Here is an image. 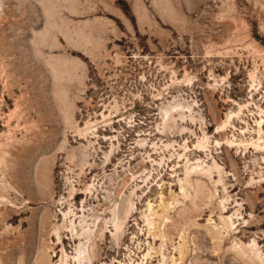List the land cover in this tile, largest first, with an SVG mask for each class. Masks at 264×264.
<instances>
[{"label": "rangeland", "instance_id": "374dc122", "mask_svg": "<svg viewBox=\"0 0 264 264\" xmlns=\"http://www.w3.org/2000/svg\"><path fill=\"white\" fill-rule=\"evenodd\" d=\"M0 264H264V0H0Z\"/></svg>", "mask_w": 264, "mask_h": 264}]
</instances>
